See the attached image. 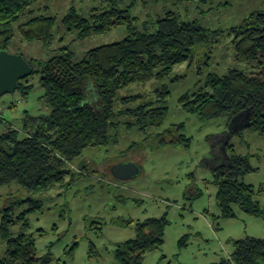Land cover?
<instances>
[{
	"label": "trees",
	"instance_id": "trees-1",
	"mask_svg": "<svg viewBox=\"0 0 264 264\" xmlns=\"http://www.w3.org/2000/svg\"><path fill=\"white\" fill-rule=\"evenodd\" d=\"M38 1L0 0V50H6L17 34L25 41L51 47L57 39V20L37 15L33 6ZM97 1L100 4L91 6L86 15L71 7L61 19L64 30L85 39L124 27L125 36L89 49L77 61L67 45L41 60L39 70L33 67L34 59L27 60L33 68L31 74H39L43 90L40 98L47 112L27 114L22 129L7 124L3 110L0 112V188L15 183L27 191L42 193L69 185L77 175L69 164L78 162L85 150L118 144L121 130L128 133L160 128L166 117L168 90L157 89L154 102L142 101L139 94L118 97V92L131 84L162 81L177 66L191 61L197 49L210 47L224 33L231 38L236 58L255 66L233 67L222 74L209 72L200 85L182 94L178 102L186 112L201 119L224 118L228 127L235 116L248 111V125L240 131L228 129L229 137L248 130L264 139V9L253 11L238 25L221 30L185 19L173 9L140 22L132 12L136 5L133 1L125 4L124 0H94ZM183 2L202 5L208 0H173L176 5ZM203 65L207 67L208 62ZM202 71L199 69V74ZM17 89L26 94L33 85L25 77ZM165 132L170 136L160 143L177 141L171 138L170 130ZM224 153L229 166L219 154L227 169L223 165L214 169L220 216L235 219V208L246 215L264 216V208L256 199L263 188L255 189L238 179L256 170L250 165L249 156L236 153L230 141L224 144ZM32 202L39 207L37 201ZM30 210L32 207L22 213L24 222L14 234L10 227L15 221L4 214L0 237L5 250L0 264H61L49 252L38 254L35 239L28 233L26 216ZM121 224H133L136 235L114 248L118 264H142L149 250L162 246L167 225L164 216L135 223L123 220ZM231 244L233 250L229 255L210 264H264V238L247 236L233 239ZM73 250L74 247L70 253Z\"/></svg>",
	"mask_w": 264,
	"mask_h": 264
},
{
	"label": "rangeland",
	"instance_id": "rangeland-1",
	"mask_svg": "<svg viewBox=\"0 0 264 264\" xmlns=\"http://www.w3.org/2000/svg\"><path fill=\"white\" fill-rule=\"evenodd\" d=\"M131 1L136 4L132 12L140 22L173 9L185 19L221 30L238 25L253 11L264 9V0H208L202 5L195 2L176 5L173 0H124L125 4ZM96 4L100 1L39 0L33 9L37 15L56 18L57 39L46 48L41 42H28L17 34L6 51L20 54L26 60L34 59L33 67L39 70L40 61L47 60L62 45L69 46L77 61L91 48L122 39L124 27L85 39L75 38L64 30L61 19L71 7L86 15ZM230 39L224 33L210 47L197 49L191 61L177 66L162 81L152 79L121 89L118 97L139 94L142 101L152 102L157 100V89L168 90L163 125L145 132L121 130L118 144L85 150L78 162L69 164L77 174L69 185L42 193L27 191L15 183L1 187L0 226L4 214H8L15 221L10 231L17 233L24 222L22 213L32 207L26 219L38 254L49 252L61 264H118L114 248L136 235L134 225H122L123 220L135 223L163 216L167 220L162 246L149 250L142 264H210L232 252L233 239L264 238V216L246 215L236 208L235 219L220 216L214 170L229 166L224 144L230 141L236 153L249 156L250 165L256 168L238 179L255 189L263 188L256 199L264 208V139L248 130L230 138L224 118L201 119L186 112L178 102L182 94L200 85L209 72L222 74L233 67L247 69L249 64L236 58ZM206 61L207 67L203 65ZM199 69L203 70L201 74ZM27 77L33 85L31 91L23 94V89H16L0 96V110L6 123L17 129L23 128L27 114L37 116L47 112L40 98L43 90L38 72ZM167 130L177 140L175 143H160L162 138H169ZM132 143L135 145L130 148ZM127 162L139 165L140 174L127 180L115 179L112 166ZM30 199L37 201L39 207H34ZM4 250L0 237V257Z\"/></svg>",
	"mask_w": 264,
	"mask_h": 264
},
{
	"label": "water",
	"instance_id": "water-1",
	"mask_svg": "<svg viewBox=\"0 0 264 264\" xmlns=\"http://www.w3.org/2000/svg\"><path fill=\"white\" fill-rule=\"evenodd\" d=\"M32 72V66L22 55L0 50V96L13 93L18 88L19 81ZM248 123V111L241 112L230 122L229 132L240 131ZM140 172V166L132 162L117 163L111 168V174L117 180L135 178Z\"/></svg>",
	"mask_w": 264,
	"mask_h": 264
},
{
	"label": "built area",
	"instance_id": "built-area-1",
	"mask_svg": "<svg viewBox=\"0 0 264 264\" xmlns=\"http://www.w3.org/2000/svg\"><path fill=\"white\" fill-rule=\"evenodd\" d=\"M2 110H0V112H1Z\"/></svg>",
	"mask_w": 264,
	"mask_h": 264
}]
</instances>
